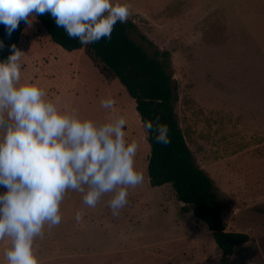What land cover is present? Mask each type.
<instances>
[{
  "label": "rangeland",
  "instance_id": "rangeland-1",
  "mask_svg": "<svg viewBox=\"0 0 264 264\" xmlns=\"http://www.w3.org/2000/svg\"><path fill=\"white\" fill-rule=\"evenodd\" d=\"M112 3L131 6L136 42L170 53L186 142L217 187L226 229L249 235L229 264H264V0ZM21 33L20 83L42 88L69 115L97 126L124 116L126 141L138 144L135 167L144 175L142 185L128 189L118 217L108 207L113 193L93 208L69 189L59 206L61 223L45 225L43 238L34 240L38 264H224L205 223L181 209L171 185L150 186L147 133L120 82L106 80L82 48L67 51L53 42L37 18L31 29L23 23ZM109 97L114 107L102 108ZM9 247V237L0 240V264H7Z\"/></svg>",
  "mask_w": 264,
  "mask_h": 264
},
{
  "label": "clouds",
  "instance_id": "clouds-1",
  "mask_svg": "<svg viewBox=\"0 0 264 264\" xmlns=\"http://www.w3.org/2000/svg\"><path fill=\"white\" fill-rule=\"evenodd\" d=\"M130 9L112 0H0V24L11 36L21 23L31 29L38 15L50 14L69 38L87 46L110 40L114 26L132 15ZM23 53L13 43L0 61V188L5 189L0 192V240L10 238L7 264H38L34 240L43 238L45 225L51 229L61 223L59 206L69 189L83 193V203L93 208L113 193L108 207L118 217L128 204V189L144 182L135 167L138 144L125 138V117L97 126L69 115L42 88L20 83ZM114 104L110 97L101 101L104 109ZM143 126L157 143H170L169 128L159 118ZM82 216L76 213L77 223Z\"/></svg>",
  "mask_w": 264,
  "mask_h": 264
},
{
  "label": "trees",
  "instance_id": "trees-1",
  "mask_svg": "<svg viewBox=\"0 0 264 264\" xmlns=\"http://www.w3.org/2000/svg\"><path fill=\"white\" fill-rule=\"evenodd\" d=\"M50 39L67 51L83 49L86 57L106 79L116 78L134 100L135 109L143 126L145 121L159 118V123L169 128L170 143H157L154 133H147L150 152L146 171L150 186L170 184L183 211L192 210L211 232L214 242L222 251V257L248 241L243 231L227 230L222 220V202L210 175L199 167L179 125L174 104L178 99L177 84L170 70L169 51L154 49L149 52L142 43L136 42L130 31L134 23H117L111 39L83 46L71 39L63 28H58L50 14L36 17ZM23 23L11 36L0 24V61L10 54V45H19ZM145 39L144 36H141ZM144 127V126H143Z\"/></svg>",
  "mask_w": 264,
  "mask_h": 264
},
{
  "label": "water",
  "instance_id": "water-1",
  "mask_svg": "<svg viewBox=\"0 0 264 264\" xmlns=\"http://www.w3.org/2000/svg\"><path fill=\"white\" fill-rule=\"evenodd\" d=\"M229 255H230L229 253L225 254V256H224V264H229Z\"/></svg>",
  "mask_w": 264,
  "mask_h": 264
},
{
  "label": "crops",
  "instance_id": "crops-1",
  "mask_svg": "<svg viewBox=\"0 0 264 264\" xmlns=\"http://www.w3.org/2000/svg\"><path fill=\"white\" fill-rule=\"evenodd\" d=\"M22 34H23V33H21L20 38L22 37ZM19 40H20V39H19Z\"/></svg>",
  "mask_w": 264,
  "mask_h": 264
}]
</instances>
